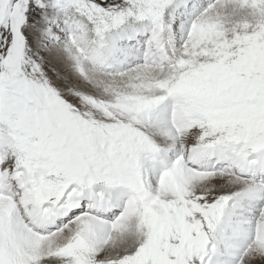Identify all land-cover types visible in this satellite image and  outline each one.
Wrapping results in <instances>:
<instances>
[{
  "label": "snow or ice",
  "instance_id": "1",
  "mask_svg": "<svg viewBox=\"0 0 264 264\" xmlns=\"http://www.w3.org/2000/svg\"><path fill=\"white\" fill-rule=\"evenodd\" d=\"M0 264H264V0H0Z\"/></svg>",
  "mask_w": 264,
  "mask_h": 264
}]
</instances>
